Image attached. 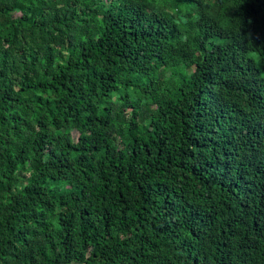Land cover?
<instances>
[{
    "label": "trees",
    "instance_id": "trees-1",
    "mask_svg": "<svg viewBox=\"0 0 264 264\" xmlns=\"http://www.w3.org/2000/svg\"><path fill=\"white\" fill-rule=\"evenodd\" d=\"M252 53L264 0H0V264H264Z\"/></svg>",
    "mask_w": 264,
    "mask_h": 264
},
{
    "label": "rangeland",
    "instance_id": "rangeland-1",
    "mask_svg": "<svg viewBox=\"0 0 264 264\" xmlns=\"http://www.w3.org/2000/svg\"><path fill=\"white\" fill-rule=\"evenodd\" d=\"M251 56L254 57V58H256V60L259 63V65H261L262 62L264 61V60L262 61L261 58H260V56L257 55V54L252 53ZM77 136H78V133L75 130H73L72 131L73 140H76L77 139Z\"/></svg>",
    "mask_w": 264,
    "mask_h": 264
}]
</instances>
